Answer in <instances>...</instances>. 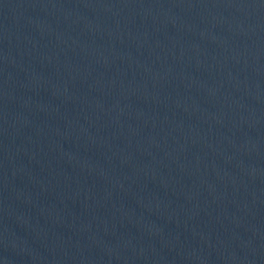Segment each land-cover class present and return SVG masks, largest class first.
<instances>
[{"label": "water", "instance_id": "obj_1", "mask_svg": "<svg viewBox=\"0 0 264 264\" xmlns=\"http://www.w3.org/2000/svg\"><path fill=\"white\" fill-rule=\"evenodd\" d=\"M0 264H264V0H0Z\"/></svg>", "mask_w": 264, "mask_h": 264}]
</instances>
